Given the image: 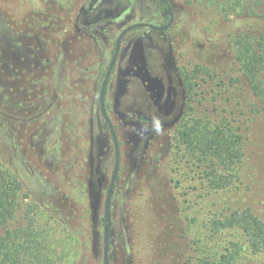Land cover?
<instances>
[{
    "label": "rangeland",
    "instance_id": "374dc122",
    "mask_svg": "<svg viewBox=\"0 0 264 264\" xmlns=\"http://www.w3.org/2000/svg\"><path fill=\"white\" fill-rule=\"evenodd\" d=\"M0 0V170L20 181L21 221L48 223L66 264H104V208L115 163L99 94L120 32L159 22V0ZM155 33L172 63L133 32L122 41L106 107L121 148L111 264H203L238 242L236 264H264L245 236L210 222L250 209L264 220V0H169ZM137 32V31H136ZM255 54L253 75L246 57ZM148 115L153 121L139 118ZM225 145L226 159L206 151ZM234 173L216 189L207 171Z\"/></svg>",
    "mask_w": 264,
    "mask_h": 264
},
{
    "label": "trees",
    "instance_id": "16d2710c",
    "mask_svg": "<svg viewBox=\"0 0 264 264\" xmlns=\"http://www.w3.org/2000/svg\"><path fill=\"white\" fill-rule=\"evenodd\" d=\"M246 57L247 68L255 75V54ZM204 134L199 139L200 144L206 147V151L226 159L225 145L230 151L240 152L239 140L217 141L216 136L207 140ZM210 185L213 188H225L232 184L234 173H222L217 169H211L206 173ZM20 181L8 171L0 170V264H66V253L62 249L51 247V229L48 223L42 222L35 215L34 218L21 221L17 218L20 204L17 202L16 189ZM211 230L215 232L235 230L241 232L253 253H264V220L254 214L250 209L235 210L229 215L216 217L210 222ZM230 250L224 253L218 261L206 260L203 264H236V258L242 251L238 242L231 243Z\"/></svg>",
    "mask_w": 264,
    "mask_h": 264
},
{
    "label": "water",
    "instance_id": "95a60500",
    "mask_svg": "<svg viewBox=\"0 0 264 264\" xmlns=\"http://www.w3.org/2000/svg\"><path fill=\"white\" fill-rule=\"evenodd\" d=\"M95 0H92L90 3V6H92L93 2ZM162 1H166V0H162ZM172 10L170 9V12ZM171 21H173V18H171L170 22L161 27V26H156L153 24H148V26L152 29L155 30H165L167 29L170 24ZM145 23H138L137 25H144ZM135 25H130L128 27H126L119 35L117 42H116V48H115V52L114 55L111 59V62L109 64L106 76L103 80L102 86H101V90H100V107H101V112H102V116L104 118L105 123L109 126L110 132L112 134V138H113V142H114V146H115V164H114V168H113V172L111 175V179H110V183H109V187L107 190V194H106V199H105V208H104V250H103V259H104V264H111L110 263V236H111V226H112V213H111V205H112V197H113V193H114V189L117 183V179H118V174H119V168H120V158H121V150H120V145H119V139L115 130V127L113 125V122L107 112L106 109V105H105V93H106V89H107V85L109 82V78L112 72V69L114 67V64L116 62V59L118 57V53L120 50V46H121V42H122V38L124 37V35L130 31Z\"/></svg>",
    "mask_w": 264,
    "mask_h": 264
},
{
    "label": "flooded vegetation",
    "instance_id": "af4514ba",
    "mask_svg": "<svg viewBox=\"0 0 264 264\" xmlns=\"http://www.w3.org/2000/svg\"><path fill=\"white\" fill-rule=\"evenodd\" d=\"M92 0H89L88 3H87V6L83 9L84 11L83 14L85 13H88V12H93V11H98L99 9H101L102 7L106 6V5H109V4H113L114 0H95L92 4V6H90V3H91ZM144 2H147L149 0H143ZM160 1V4H161V7L159 9V13H157V15H159L160 19H159V22L158 23H151V22H147V21H139V22H136V3H135V22L131 25H135L130 31H128L124 37L130 33V32H133V43H134V52H135V57H136V36L137 37H143L144 39H146L149 43V46L152 47L155 51H156V55H154V58L157 59L158 61H160L159 59H163V62L167 63V64H171L172 63V59L174 57L171 56L170 52L169 53H166L165 50H164V46H161V45H158V43L156 42V38L154 36L155 33H158V32H166L168 31L173 23H174V20H175V17H174V11H173V8L171 6V3L169 0H166V1H162V0H159ZM170 9L172 10L170 12ZM171 18H173V21H171V24L170 26L165 29V30H155V29H152L148 26V24H153V25H156V26H165L167 25ZM138 23H145L144 25H137ZM130 26V25H129ZM128 27V26H127ZM125 29V28H124ZM123 29V30H124ZM122 30V31H123ZM121 31V32H122ZM137 31V32H136ZM120 32V33H121ZM120 35V34H119ZM119 37V36H118ZM117 37V39H118ZM123 37V38H124ZM123 38H122V41H123ZM117 42V40H116ZM121 47H122V42H121V46H120V50H119V53H118V57L120 55V52H121ZM115 48H116V43H115V46H114V51H113V55H114V52H115ZM112 55V57H113ZM117 57V59H118ZM112 59V58H111ZM117 59H116V62H117ZM111 62V60H110ZM109 62V64H110ZM116 62L114 64V67L112 69V72H111V75L115 69V65H116ZM109 67V65H108ZM108 67H107V70H108ZM107 70H106V73H107ZM106 73H105V76H106ZM111 75H110V78H111ZM105 78V77H104ZM110 78H109V82H110ZM104 80V79H103ZM109 82H108V85H107V89H108V86H109ZM103 83V82H102ZM107 89H106V93H105V105H106V94H107ZM101 90V89H100ZM99 103H100V94H99ZM101 109V107H100ZM107 109V107H106ZM108 112V110H107ZM102 113V112H101ZM109 114V113H108ZM110 116V115H109ZM111 118V117H110ZM139 118L141 119H144L145 121H150L152 122L153 121V118L149 117L148 115H145L143 114L142 115V111H140V115H139ZM104 119V118H103ZM105 122V121H104ZM105 125L107 127H109L106 123ZM114 125V124H113ZM116 130V129H115ZM117 133V132H116ZM112 135V134H111ZM118 136V135H117ZM114 143V142H113ZM120 145V143H119ZM115 147V146H114ZM121 150V148H120ZM115 164V163H114ZM120 167H121V158H120ZM119 171H120V168H119ZM113 172V171H112ZM112 175V174H111ZM118 179H119V174H118ZM118 179H117V182H118ZM117 184V183H116Z\"/></svg>",
    "mask_w": 264,
    "mask_h": 264
}]
</instances>
